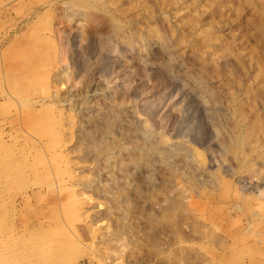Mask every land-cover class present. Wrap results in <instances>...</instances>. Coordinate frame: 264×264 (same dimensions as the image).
<instances>
[{"label":"rangeland","instance_id":"374dc122","mask_svg":"<svg viewBox=\"0 0 264 264\" xmlns=\"http://www.w3.org/2000/svg\"><path fill=\"white\" fill-rule=\"evenodd\" d=\"M0 264H264V0H0Z\"/></svg>","mask_w":264,"mask_h":264},{"label":"bare ground","instance_id":"6f19581e","mask_svg":"<svg viewBox=\"0 0 264 264\" xmlns=\"http://www.w3.org/2000/svg\"><path fill=\"white\" fill-rule=\"evenodd\" d=\"M86 67V66H85ZM118 77V76H117Z\"/></svg>","mask_w":264,"mask_h":264}]
</instances>
